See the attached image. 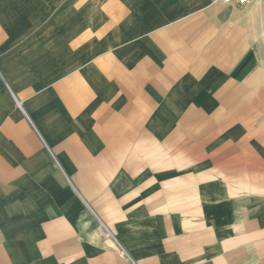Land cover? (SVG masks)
Here are the masks:
<instances>
[{
	"label": "crops",
	"instance_id": "0c3cea01",
	"mask_svg": "<svg viewBox=\"0 0 264 264\" xmlns=\"http://www.w3.org/2000/svg\"><path fill=\"white\" fill-rule=\"evenodd\" d=\"M263 2L0 0V264H264Z\"/></svg>",
	"mask_w": 264,
	"mask_h": 264
},
{
	"label": "built area",
	"instance_id": "2783aa9c",
	"mask_svg": "<svg viewBox=\"0 0 264 264\" xmlns=\"http://www.w3.org/2000/svg\"><path fill=\"white\" fill-rule=\"evenodd\" d=\"M225 1H227L228 3L229 2H231L232 0H225ZM235 1V3L237 4V5H239V6H244V5H247V4H249V3H251V2H253V1H255V0H234Z\"/></svg>",
	"mask_w": 264,
	"mask_h": 264
},
{
	"label": "rangeland",
	"instance_id": "374dc122",
	"mask_svg": "<svg viewBox=\"0 0 264 264\" xmlns=\"http://www.w3.org/2000/svg\"><path fill=\"white\" fill-rule=\"evenodd\" d=\"M259 1L263 2V31H262L261 41H264V0H259Z\"/></svg>",
	"mask_w": 264,
	"mask_h": 264
}]
</instances>
